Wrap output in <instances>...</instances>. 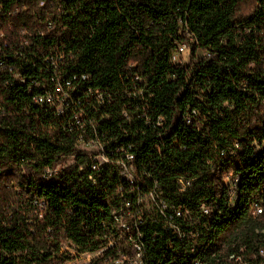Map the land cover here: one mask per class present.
<instances>
[{
	"label": "trees",
	"instance_id": "trees-1",
	"mask_svg": "<svg viewBox=\"0 0 264 264\" xmlns=\"http://www.w3.org/2000/svg\"><path fill=\"white\" fill-rule=\"evenodd\" d=\"M58 84L94 134L34 102ZM92 139L97 168L77 149ZM179 207L181 240L162 216ZM115 218L182 264L264 247V0H0V264L94 252Z\"/></svg>",
	"mask_w": 264,
	"mask_h": 264
},
{
	"label": "built area",
	"instance_id": "built-area-1",
	"mask_svg": "<svg viewBox=\"0 0 264 264\" xmlns=\"http://www.w3.org/2000/svg\"><path fill=\"white\" fill-rule=\"evenodd\" d=\"M43 2H39L38 6L42 7ZM186 49L184 44H179L175 48V53L173 55V60L179 59L180 55ZM66 86H68V82H65ZM92 95L89 91L87 92ZM139 95H142V92H138ZM97 99L98 107L103 106V95L98 92H94L93 94ZM69 90L64 89L60 84L54 87L52 93H47L44 96H39L34 98V102L38 105H50L53 106L58 115L62 116L66 113H70V121L68 122V131L71 132L73 129H77L82 133H85L86 128L89 127V131L94 134L95 130L93 129L90 122H87L85 118V113L82 108H74L75 105H79L78 101L69 102L70 100ZM77 149L80 151H84L88 154V157L92 158L96 163V168L103 164L108 163L109 160L106 157L105 151L103 149V145L97 140L92 139L89 141H81L77 145ZM126 159H131V157L126 156ZM70 164H73V159L69 158ZM120 170L126 172L128 168L125 164L118 162L116 163ZM60 168V165L56 167V169ZM93 167L92 169H94ZM55 169V170H56ZM83 168H80L82 170ZM53 170V171H55ZM51 171H47L50 173ZM230 180H225V185L230 184L231 188V202H233L236 193L234 186L229 183ZM236 182V179H235ZM179 184L182 187V190L185 189L186 185H189V182L184 183L183 181H179ZM148 200L140 201L139 204L144 205V209L149 211L151 208L150 202L154 203V198L149 195ZM174 215L165 214L162 211V216L165 219V223L168 225L167 229H170L174 233H176V237L181 240L184 236H187L183 233L180 228L175 225L172 220L174 217H180L181 209L180 207L177 209H172ZM203 210V207H202ZM206 213L207 211L204 210ZM261 213L260 207L254 204L250 209V214L253 217H256ZM135 218V215H132ZM115 220L119 223V232L117 237L110 238L108 243L101 247L100 249L95 250L94 252H79L73 246L63 245L60 247L58 255H62L65 257V261L62 264H182L181 252L179 250L173 249L172 245L169 244V251H164L159 254H153L149 246L143 241L142 234L138 229L131 230L125 224L124 221L115 218ZM140 220H138L139 222ZM166 229V230H167ZM190 236L193 235L192 232L188 233ZM189 253H194L195 248L193 245L189 246ZM244 253V249L240 250V254H232L228 258L233 261L234 264H264V247H260L256 252L251 253L248 258H245L242 254ZM154 258V259H153ZM191 264H204L198 259H193Z\"/></svg>",
	"mask_w": 264,
	"mask_h": 264
},
{
	"label": "rangeland",
	"instance_id": "rangeland-1",
	"mask_svg": "<svg viewBox=\"0 0 264 264\" xmlns=\"http://www.w3.org/2000/svg\"><path fill=\"white\" fill-rule=\"evenodd\" d=\"M183 53H184V54H183V58H185L183 61H184V62H187L188 59H187L186 56H185V53H186L185 50L183 51ZM196 55H197V57H198L199 55H201V53H200V52H197ZM69 163H70V160L63 161V162H61L60 167H61V166H65V165H67V164H69Z\"/></svg>",
	"mask_w": 264,
	"mask_h": 264
}]
</instances>
